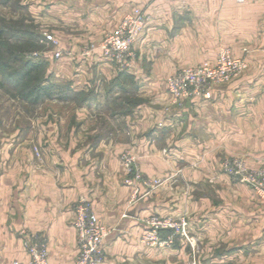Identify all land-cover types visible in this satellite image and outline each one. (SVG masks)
I'll return each instance as SVG.
<instances>
[{"label": "crops", "instance_id": "crops-1", "mask_svg": "<svg viewBox=\"0 0 264 264\" xmlns=\"http://www.w3.org/2000/svg\"><path fill=\"white\" fill-rule=\"evenodd\" d=\"M134 7L148 19L129 73L100 52L79 55ZM28 12L71 52L52 66L78 99L0 122V264H29L34 242L49 264H74L81 196L110 229L103 264H264V200L222 168L242 158L264 170V0H30ZM221 47L246 71L211 99L174 103L170 76L215 62ZM125 154L161 181L140 184L133 202ZM151 215L187 217L189 238L150 247Z\"/></svg>", "mask_w": 264, "mask_h": 264}, {"label": "built area", "instance_id": "built-area-1", "mask_svg": "<svg viewBox=\"0 0 264 264\" xmlns=\"http://www.w3.org/2000/svg\"><path fill=\"white\" fill-rule=\"evenodd\" d=\"M243 2L244 0H238ZM147 14L140 7H134L127 13L117 28L106 34L98 43H92L83 52L89 57L100 52L106 59L114 61L120 70L127 71L131 68L135 56L136 44L142 37ZM48 42L55 43L58 47L57 57L62 54V49L57 38L52 34H45ZM248 65L241 57H236L227 47H221L215 62H205L196 66L180 69L168 80V91L173 102L179 105L190 98L202 97L211 99L215 86L227 83L241 76ZM123 162L133 176L126 179V184L134 188L131 201L140 195V184L155 186L160 184V179H144L141 171L136 166V158L125 154ZM223 171L239 183L251 186L261 199L264 200V170H252L242 158L227 159L222 164ZM74 225L78 234V255L74 264H103L105 260L104 243L110 229L101 221L92 208V203L87 196H81L75 206ZM189 221L187 217H163L151 215L145 220L146 230L143 241L150 247L168 248L174 245L178 235L189 238ZM164 232L167 234L164 235ZM30 256L29 264H49V250L44 243H30L26 245ZM12 264H21L15 261Z\"/></svg>", "mask_w": 264, "mask_h": 264}, {"label": "rangeland", "instance_id": "rangeland-1", "mask_svg": "<svg viewBox=\"0 0 264 264\" xmlns=\"http://www.w3.org/2000/svg\"><path fill=\"white\" fill-rule=\"evenodd\" d=\"M29 5L30 0H0V28L5 31L0 45V56L5 57L8 50H13L14 53L20 55L22 60H31L40 64L37 76L44 80V82L47 81L46 83L54 84L60 88L61 86L63 87L69 84L70 88L76 90L72 83L61 80L60 77L55 74L54 66H52L54 62L70 55L71 52L67 51L61 45V41L58 37L45 29L43 21L37 22L36 18L30 16L28 12ZM45 34H52L57 38L60 48L62 49L60 57L56 56L58 47L55 43L48 42L45 38ZM92 43L98 42H90L79 51V55L81 53L83 55V52ZM96 53L89 57L82 56V58L85 60L86 58L94 56ZM134 57H136V55ZM19 65L20 62L13 63V67ZM118 69L120 70L119 67ZM12 71V68L0 70V122H24L28 121L29 116L39 117L40 112L37 108L43 103L33 106L31 102L23 100L20 96L21 90L29 88V85H33L35 82L33 79H31V81L30 79H26L20 86H16L12 80L14 77L11 76ZM120 71L129 73L124 70ZM46 79L50 81L48 82ZM57 101L60 102V100ZM69 101L77 103L76 98Z\"/></svg>", "mask_w": 264, "mask_h": 264}, {"label": "trees", "instance_id": "trees-1", "mask_svg": "<svg viewBox=\"0 0 264 264\" xmlns=\"http://www.w3.org/2000/svg\"><path fill=\"white\" fill-rule=\"evenodd\" d=\"M4 34L5 31L0 28V45ZM14 62H20V65L13 67ZM4 68H12L13 71L11 76H14L12 80L16 86H20L26 79H30V81L33 79L35 83L29 85V88L21 90L20 95L23 100L31 102L33 106L42 104L46 100L56 99L60 101H69L75 98L78 99L76 91L70 88L69 84L63 87L61 86L60 88L54 84L46 83L47 81L44 82V80L37 76L40 64L31 60H22L20 55L14 53L13 50H8L5 57L0 56V70ZM49 81L50 80H48V82Z\"/></svg>", "mask_w": 264, "mask_h": 264}]
</instances>
